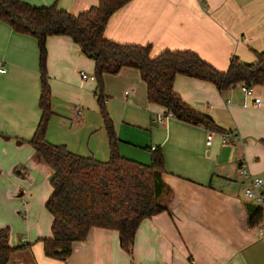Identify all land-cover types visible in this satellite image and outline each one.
<instances>
[{
	"label": "crops",
	"instance_id": "0c3cea01",
	"mask_svg": "<svg viewBox=\"0 0 264 264\" xmlns=\"http://www.w3.org/2000/svg\"><path fill=\"white\" fill-rule=\"evenodd\" d=\"M22 1L35 6L56 3L72 14L98 3ZM103 34L120 43L150 44L151 55L164 49L192 50L216 69L225 70L232 56L251 62L254 53L264 49V0H130L112 13ZM45 48L52 110L46 139L51 143L56 141L49 126L55 121L58 126H90L92 130L97 126L91 120L97 122L100 112L95 80L79 74L82 70L93 75L92 57L66 35L47 36ZM0 60L5 66L0 73V177L8 172L19 183L12 189L0 180V227H9L11 246L26 245L12 254L8 264H264V234L257 227L264 223V213L259 223L248 224L247 206L254 204L243 194L247 181L238 171V164L245 162L264 186V85H254L252 94L245 96L238 87L220 91L209 81L175 75L173 90L220 129L212 130L211 143L206 145L210 129L164 117V107L148 102L137 69L122 67L116 73H104L105 108L119 154L148 164L149 149L161 148L164 170L158 201L164 209L139 222L130 251L120 246L116 230L92 227L60 260L43 253L40 239L51 233V215L44 203L33 206L30 202L23 211H16L18 204L12 200L25 197L20 184L31 179L35 170L48 183L43 200L51 191V168L28 142L40 118L35 38L0 21ZM253 97L260 98L259 105ZM76 107L81 109L79 116L73 112ZM224 134L228 135L225 143ZM67 148L106 160L103 153ZM17 226L24 231L20 240Z\"/></svg>",
	"mask_w": 264,
	"mask_h": 264
},
{
	"label": "trees",
	"instance_id": "16d2710c",
	"mask_svg": "<svg viewBox=\"0 0 264 264\" xmlns=\"http://www.w3.org/2000/svg\"><path fill=\"white\" fill-rule=\"evenodd\" d=\"M130 0H98L97 5L72 14L56 3L35 6L22 0H0V21L13 31L35 38L38 47L40 118L29 143L51 168V191L44 206L51 215L50 236L41 238L44 255L66 259L74 242L84 240L92 227L114 229L120 246L130 251L139 222L161 212L158 201L164 170L160 147L149 149L150 162L139 163L119 154L112 121L105 108L104 73H116L122 67L139 71L146 87L148 102L165 109V114L207 129L220 131L213 120L188 104L173 90L176 74L213 83L220 91L239 81L264 85V49L255 59L242 62L232 56L225 70H218L196 52L188 49H164L151 55L150 44L120 43L104 36L109 17ZM50 35H66L80 51L93 59L96 99L107 136L109 157L99 160L79 155L64 144L50 143L46 129L52 110L46 76L45 40ZM248 224L262 219L264 206L248 205ZM9 227H0V264H8L12 254L25 244H9Z\"/></svg>",
	"mask_w": 264,
	"mask_h": 264
},
{
	"label": "rangeland",
	"instance_id": "374dc122",
	"mask_svg": "<svg viewBox=\"0 0 264 264\" xmlns=\"http://www.w3.org/2000/svg\"><path fill=\"white\" fill-rule=\"evenodd\" d=\"M91 121L93 123L92 126H97L92 130H90V126H58L57 121H55L54 126H49V133L52 134L53 138L55 139L54 141H56L51 143L66 145V141H68L71 144H67L66 147L72 146L75 150L84 152V154L90 153L94 155L96 152L98 155H102L103 153V155H106L105 159H107L108 145L106 144L105 147L107 138L103 128L101 115L98 113L97 122L96 119ZM95 157L98 158L97 156ZM0 180L5 186L10 185L12 189H15L17 185H19V183L15 182L13 176L8 172L1 174ZM47 186L48 183L45 181L44 174L38 172L37 170L33 171L32 178L28 181L23 180V182L20 184V187H22L24 191L27 192L25 197L22 199H12L18 204L16 211H23V208L30 202L33 206H37L39 203L43 204L45 200V198L43 200V197L47 191ZM16 211L13 214L17 216ZM14 222L15 218L13 217L12 223ZM16 234H18V239L20 240V235H23L24 231L20 230L17 226Z\"/></svg>",
	"mask_w": 264,
	"mask_h": 264
},
{
	"label": "built area",
	"instance_id": "2783aa9c",
	"mask_svg": "<svg viewBox=\"0 0 264 264\" xmlns=\"http://www.w3.org/2000/svg\"><path fill=\"white\" fill-rule=\"evenodd\" d=\"M4 71H5V66H4L2 60H0V73H3ZM79 74H80V77L82 79H91V80L94 79L93 75H88L82 70L79 71ZM234 87L240 88V90L245 94V96L246 95L248 96V95L252 94V92H253V86L248 85L244 81H239L229 88H234ZM128 92H129V90H125L126 94ZM253 103L256 105H259L260 104V98L259 97H253ZM73 112L76 116H79L81 113V109L79 107H76ZM162 116L167 117V116H171V114L166 113ZM161 118H162L161 116H157L156 120H161ZM213 134H214V131H212V130L208 131V135L206 138V145H209L211 143ZM227 137H228L227 134H224L222 136V142L223 143L227 142V139H228ZM238 171H239L241 177L243 178V180L247 181V185L243 189V194H244L245 198L247 200H249L251 203H253L254 205L264 206V186H263L262 179L258 176H252L250 174V172L248 171V168H247L245 162H240L238 164ZM257 227H258V232L260 234H264V223L260 222L257 225ZM159 264H164V263H159Z\"/></svg>",
	"mask_w": 264,
	"mask_h": 264
}]
</instances>
